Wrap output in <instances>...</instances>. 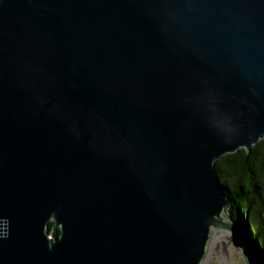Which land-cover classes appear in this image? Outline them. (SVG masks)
<instances>
[{
    "label": "water",
    "instance_id": "obj_1",
    "mask_svg": "<svg viewBox=\"0 0 264 264\" xmlns=\"http://www.w3.org/2000/svg\"><path fill=\"white\" fill-rule=\"evenodd\" d=\"M263 138L264 0H0V264H204Z\"/></svg>",
    "mask_w": 264,
    "mask_h": 264
},
{
    "label": "trees",
    "instance_id": "obj_2",
    "mask_svg": "<svg viewBox=\"0 0 264 264\" xmlns=\"http://www.w3.org/2000/svg\"><path fill=\"white\" fill-rule=\"evenodd\" d=\"M223 192L248 251L256 264H264V138L251 151L244 148L215 161ZM53 222L47 229L51 233ZM57 234V232H55Z\"/></svg>",
    "mask_w": 264,
    "mask_h": 264
},
{
    "label": "rangeland",
    "instance_id": "obj_3",
    "mask_svg": "<svg viewBox=\"0 0 264 264\" xmlns=\"http://www.w3.org/2000/svg\"><path fill=\"white\" fill-rule=\"evenodd\" d=\"M227 234L228 240H226V248L224 246L221 247V251L227 249L228 259L219 258L216 255H213L208 264H246L244 260V250L249 257L248 247L242 243L241 237L231 229H224L223 234ZM225 240V239H224Z\"/></svg>",
    "mask_w": 264,
    "mask_h": 264
},
{
    "label": "bare ground",
    "instance_id": "obj_4",
    "mask_svg": "<svg viewBox=\"0 0 264 264\" xmlns=\"http://www.w3.org/2000/svg\"><path fill=\"white\" fill-rule=\"evenodd\" d=\"M225 239V240H224ZM226 240H228L227 234H223V230L215 231V233L212 236L209 249H208V254L207 258L204 264H208L210 258L213 255L218 256L219 258L222 259H228V252L227 249L224 251H221V247L224 246L226 248ZM250 264H255L252 259H249Z\"/></svg>",
    "mask_w": 264,
    "mask_h": 264
}]
</instances>
